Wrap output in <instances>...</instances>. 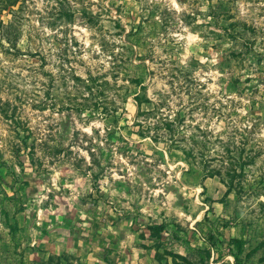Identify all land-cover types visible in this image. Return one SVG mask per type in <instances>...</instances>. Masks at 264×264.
I'll use <instances>...</instances> for the list:
<instances>
[{
  "label": "rangeland",
  "instance_id": "374dc122",
  "mask_svg": "<svg viewBox=\"0 0 264 264\" xmlns=\"http://www.w3.org/2000/svg\"><path fill=\"white\" fill-rule=\"evenodd\" d=\"M0 264H264V0L0 3Z\"/></svg>",
  "mask_w": 264,
  "mask_h": 264
},
{
  "label": "trees",
  "instance_id": "16d2710c",
  "mask_svg": "<svg viewBox=\"0 0 264 264\" xmlns=\"http://www.w3.org/2000/svg\"><path fill=\"white\" fill-rule=\"evenodd\" d=\"M9 1V2H8ZM17 0H7V2L6 1H4V0H0V3H2L3 2V4L5 3V5H7V4H10L11 2H16ZM212 236H210V238H211ZM206 253H207V256L209 257V253H210V251H209V249L208 250H206Z\"/></svg>",
  "mask_w": 264,
  "mask_h": 264
}]
</instances>
